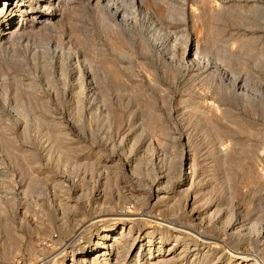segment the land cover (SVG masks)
I'll return each mask as SVG.
<instances>
[{
    "label": "rangeland",
    "instance_id": "obj_1",
    "mask_svg": "<svg viewBox=\"0 0 264 264\" xmlns=\"http://www.w3.org/2000/svg\"><path fill=\"white\" fill-rule=\"evenodd\" d=\"M113 1L119 14L107 0H73L55 25L26 27L0 48V264H43L107 219L155 245L166 237L143 264L163 262L173 227L183 228L176 249L211 247L209 264H228L235 244L222 231L241 221L242 249L259 256L264 0ZM185 41L199 63L183 56ZM182 153V187L192 177L206 225L184 194H151L162 163L181 175Z\"/></svg>",
    "mask_w": 264,
    "mask_h": 264
},
{
    "label": "bare ground",
    "instance_id": "obj_2",
    "mask_svg": "<svg viewBox=\"0 0 264 264\" xmlns=\"http://www.w3.org/2000/svg\"><path fill=\"white\" fill-rule=\"evenodd\" d=\"M107 1H108V5L110 6L111 4L110 7L114 9V13L119 14L118 10L120 9L117 6V4L113 0H107ZM72 2L73 0H0V48L2 49V47L4 48V46H7L9 44L11 45L13 43L14 38L19 36L22 32L24 33L26 27H31L32 25L38 26V24L45 25L46 27L47 25H51V26L55 25L56 22L54 21V19H56V17L58 16L59 17L62 16L64 11L68 8V5L71 4ZM32 5H34V7H32ZM156 28H158V26ZM154 30H157V29H154ZM184 43L185 44L182 50L183 56L189 59L190 61H193L194 63L195 62L199 63L202 57L200 53L198 52L195 43L193 41L192 42L185 41ZM168 52L171 53L172 51L171 52L168 51ZM164 155L165 154H163V156ZM179 158H180L179 159L180 162L178 164H180L179 165L180 168L179 169L177 168V169L178 171L181 170V172L179 171L181 175L177 176V178L176 176L173 175V173H175L176 171V170L174 171V169H176V167L174 166L176 165H171L173 164L172 162L171 164L169 162L171 166H169L168 163H166L167 166L165 165L163 166V163H162V168H161L162 170L160 169L161 172L159 171L160 173H157V177L151 183V186H150L151 194L155 195L158 199L157 201H160V202H164L167 199H171V198L174 199L176 196L184 194V196L186 197L185 199H187L186 200L187 204L192 205L191 209L189 210L190 213L189 212L188 213L191 214V216L195 220L194 222H197L199 224L205 223L206 225V223L208 222H205V218L202 217L203 214L201 210L198 209L197 195L190 194V191L193 189V185H194V181L192 177H191V180L189 181L190 183L189 186L187 188L182 187L190 178L189 172H186L184 169V164H185L184 159L186 160L188 159V157H185V153L184 154L182 153ZM137 162L138 161L136 160V163ZM146 162H148V160ZM139 163H141V161H139L137 165ZM159 166L161 167V165ZM135 167L137 168V166ZM131 169L135 171L133 167H131ZM190 200L191 201L193 200V201L191 202ZM135 202H136V199H135ZM65 203L66 202H64L63 204ZM72 206L74 207V205ZM66 207H68V205H66L65 208ZM227 223L229 222L225 221L223 225H228ZM124 224L125 222L123 219L121 220L107 219L102 224L97 226L98 228L97 231L93 232V236H95L94 239H92L91 241L90 240L86 241L81 247H79L78 249L72 250L71 252H68L67 250L64 249V251L59 252L56 256L46 260L43 264H84V263L85 264H124V262H126V264H143L142 263L143 260L154 255L155 254L154 252H156L155 251L156 248L162 247L163 243H165L166 241V237L161 236L159 239L158 245H155L154 239L151 238L150 234H146V235L139 234L137 237L135 236L132 237V234H131L132 227L128 226L129 228L126 229ZM230 224L231 223H229V225ZM248 224L245 223V221H241L237 224L233 223L230 226H228V229L225 232L222 231V233H224L222 235L224 236L223 241L225 240L227 243H229L228 241H232V243L235 244L233 245L234 250H232L231 257L228 258V261H227L228 264H264V239L260 241L261 247H262V250H261L262 253L259 256H251L250 254L247 253L248 249L246 251L242 249V247L244 248L247 240H249L250 226H248ZM191 226H192V223H191ZM178 228L179 227H177V229L173 227L168 230L167 233H170L171 236L173 235V237L175 238L174 242L173 244L171 243L166 249L168 252L167 257L159 258L163 262H157L158 260H156L157 262L156 264H174L177 261H180L183 264V261H186L185 259L189 261L186 264H209L210 259L208 255L211 252H213L212 251L213 248L211 247L206 250L204 255L202 254L203 256L201 255L202 252L196 253V251L198 250L197 247H193L192 249H190L186 241L183 242L181 248H178V249L175 248L176 242L181 240L182 238L181 232H179ZM194 228L196 229V227ZM251 230H253V228H251ZM199 235H204V232ZM260 236L261 237L264 236V231L261 233ZM132 238L134 239L132 240ZM225 243H222V244H224L225 246ZM111 252L116 253L114 262L109 261V256L111 255ZM252 252L253 251H251V253ZM234 258H237L239 260L234 261Z\"/></svg>",
    "mask_w": 264,
    "mask_h": 264
}]
</instances>
